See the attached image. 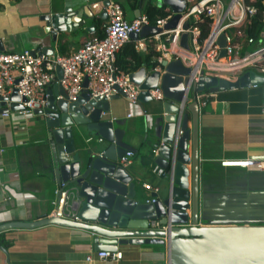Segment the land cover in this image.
<instances>
[{
  "label": "crops",
  "instance_id": "obj_1",
  "mask_svg": "<svg viewBox=\"0 0 264 264\" xmlns=\"http://www.w3.org/2000/svg\"><path fill=\"white\" fill-rule=\"evenodd\" d=\"M104 2L0 0V53L29 49L44 55V50H53V56L68 57L93 36L104 34ZM108 2L120 4L127 20L146 16L149 3L159 5V0ZM68 9L75 14L70 20L72 24L58 34L47 18ZM147 55L151 57L150 65H143L150 72L155 71L152 64L157 62L159 67L161 53L150 48L142 53ZM163 104L164 101H152L134 106L118 99L110 102V112L104 115L115 128L125 132L124 140L136 149L128 169L138 185L139 198L146 203L156 195L161 200L168 194L163 176L155 174L160 169L154 164L153 155L161 144L159 135L165 126ZM39 121L33 115H13L9 119L0 116V225L36 222L49 218L53 212L58 183L50 141L38 130ZM188 126L192 130L191 120ZM198 133L200 224L263 222L264 171L225 166L229 161H264V107L260 91L249 88L216 94L205 107L200 106ZM92 138L85 134L86 143ZM144 184L154 186L158 193L146 191ZM94 238L85 230L53 225L10 230L0 234V246L7 252L0 249V264H168L167 246L154 244L119 246L121 261L99 260ZM89 256H93V261L87 260Z\"/></svg>",
  "mask_w": 264,
  "mask_h": 264
},
{
  "label": "water",
  "instance_id": "obj_2",
  "mask_svg": "<svg viewBox=\"0 0 264 264\" xmlns=\"http://www.w3.org/2000/svg\"><path fill=\"white\" fill-rule=\"evenodd\" d=\"M264 5V0H259ZM110 2L105 0L104 6ZM168 8L172 18L163 27H145L141 34L131 39L156 36L162 31H173L182 23L187 7L186 0H159L157 8ZM74 12L70 9L62 14L48 17L47 21L56 33L67 30ZM141 15L137 16L139 18ZM187 30L189 22H183ZM55 36V35H54ZM179 44L190 50L189 35L183 33ZM224 48V35L220 38ZM45 56H53V50H44ZM33 52V56H39ZM226 56L224 50L220 58ZM159 68V69H158ZM155 71L146 65L128 75L131 83L142 93L138 97L141 105L152 102L150 90L160 87L164 94V122L159 135L154 164L164 172L163 182L167 184L165 199L154 196L155 203L142 202L139 188L129 169L119 161L136 149L128 144L125 132L115 128L105 118L110 112V102L128 97L117 88V95L110 99L92 98L86 89L76 102H70L62 85H54L47 91V107L34 113L40 118L38 130L49 138L54 175L58 185L65 184L76 191L74 208L82 223H73L55 218L36 222H11L0 225V234L14 229H38L46 226H62L85 230L94 235L96 249L100 252H117L124 245H165L168 250V264H264V221L263 222H213L200 224L199 195V153L198 126L200 105L198 96L202 93L218 94L239 89L257 88L264 107V69L239 73L235 82L219 78L201 77L198 83H191L192 69L181 61L163 60ZM58 79L63 71L56 70ZM19 100L15 91L9 98ZM0 98V115L23 110V106L5 104ZM192 121V130L188 122ZM182 135L174 147L177 134ZM85 134L92 135L87 143ZM77 141L82 142L78 146ZM191 142L192 150L189 151ZM83 145H88L86 149ZM154 154V153H153ZM153 222H160L167 230H154ZM0 249L7 254L6 250Z\"/></svg>",
  "mask_w": 264,
  "mask_h": 264
},
{
  "label": "built area",
  "instance_id": "obj_3",
  "mask_svg": "<svg viewBox=\"0 0 264 264\" xmlns=\"http://www.w3.org/2000/svg\"><path fill=\"white\" fill-rule=\"evenodd\" d=\"M187 7L183 13L182 23L176 30L162 31L156 36L138 39L135 48L139 53H147L150 48L159 50V63L163 60L181 61L192 69L191 83H198L201 77L219 78L235 82L239 73L256 69H264V28L257 38L246 33L251 20L258 15V8L253 2L257 0H186ZM107 22L104 25L102 37L93 36L78 51L68 57L33 56V51L24 49L19 53H0V98L4 108L11 104L23 106V110L7 112L0 116L9 119L13 115L22 117L34 116L37 111L47 107V91L50 86L62 85L68 94L70 102H76L84 91V82L88 80L87 90L92 98L117 95L119 88L136 106L142 93L140 88L128 79L127 75L118 73L117 56L125 45L132 42V35H139L145 27L153 26L147 16L133 20L126 19L123 7L118 3H110L106 9ZM172 15L158 20L154 27L163 28ZM264 20V13H263ZM189 22V28H182L183 22ZM208 23L209 34L203 37V25ZM189 35L190 50L180 46L183 33ZM224 35L225 46L221 48L220 38ZM222 50L226 56L220 58ZM57 68L63 71L62 79H58ZM17 92L19 100L11 102L9 98ZM153 101H165L159 88L149 91ZM216 94L202 93L198 96L199 104L205 107ZM182 133L179 132L174 141V147ZM264 152V150H263ZM154 155L157 154L155 150ZM134 153L128 152L119 164L128 169L133 164ZM228 168L255 169L264 171V161L247 159L225 162ZM155 174L163 176L162 170ZM2 187V184H0ZM148 192L158 193L152 185L144 184ZM76 191L65 184L58 185L55 190L53 212L49 218L82 223L74 208ZM156 199L147 201L155 203ZM154 230H167L160 222H153ZM99 260L121 261V252L102 251L96 254ZM93 256L87 258L93 261Z\"/></svg>",
  "mask_w": 264,
  "mask_h": 264
},
{
  "label": "trees",
  "instance_id": "obj_4",
  "mask_svg": "<svg viewBox=\"0 0 264 264\" xmlns=\"http://www.w3.org/2000/svg\"><path fill=\"white\" fill-rule=\"evenodd\" d=\"M17 1V0H15ZM254 6L258 8V15L251 20V25L247 27L246 33L254 38H257L259 33L264 28V5L261 1L257 0L253 2ZM145 15L149 18L151 25L155 26L158 20L166 19L171 16L170 12L165 8H157L153 4L149 3L145 8ZM208 23L203 25V37L206 38L209 34V29L207 28ZM100 35L99 37H102ZM156 56V55H155ZM151 57L147 55L142 56V53L137 52L135 48V43L130 42L124 46L117 56V68L118 73L122 75H129L136 70H138L144 63L150 65ZM152 64V63H151ZM158 63L152 64V67H156ZM154 155V154H153Z\"/></svg>",
  "mask_w": 264,
  "mask_h": 264
}]
</instances>
